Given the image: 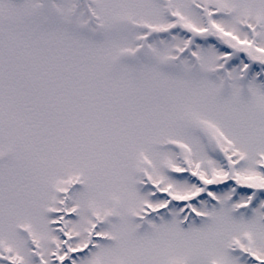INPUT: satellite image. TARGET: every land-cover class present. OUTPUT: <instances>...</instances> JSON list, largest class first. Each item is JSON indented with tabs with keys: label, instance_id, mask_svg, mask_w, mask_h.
I'll use <instances>...</instances> for the list:
<instances>
[{
	"label": "snow or ice",
	"instance_id": "snow-or-ice-1",
	"mask_svg": "<svg viewBox=\"0 0 264 264\" xmlns=\"http://www.w3.org/2000/svg\"><path fill=\"white\" fill-rule=\"evenodd\" d=\"M0 264H264V0H0Z\"/></svg>",
	"mask_w": 264,
	"mask_h": 264
}]
</instances>
